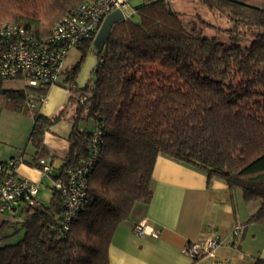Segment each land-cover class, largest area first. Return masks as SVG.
Listing matches in <instances>:
<instances>
[{"label":"trees","instance_id":"trees-1","mask_svg":"<svg viewBox=\"0 0 264 264\" xmlns=\"http://www.w3.org/2000/svg\"><path fill=\"white\" fill-rule=\"evenodd\" d=\"M83 1L0 0V23L44 37ZM166 1L143 0L138 21L127 17L113 25L102 50L95 49L98 61L84 86L72 84L79 65L66 68V104L73 105L69 147L58 166L51 164L50 177L64 179L79 166L89 154L93 128L100 127L87 204L66 231L61 195L52 187L46 205L38 192L36 205L4 210L21 218L24 233L0 247V264H108L115 229L135 204L151 199V175L161 153L198 162L240 189L244 201L259 200L247 223L264 225V0H200L234 22L222 38L203 36L194 23L187 29ZM7 81L22 83L20 77H0V116L13 110L33 117L29 164L54 158L43 137L67 105L47 117L38 112V95L47 94V87H7Z\"/></svg>","mask_w":264,"mask_h":264},{"label":"crops","instance_id":"crops-1","mask_svg":"<svg viewBox=\"0 0 264 264\" xmlns=\"http://www.w3.org/2000/svg\"><path fill=\"white\" fill-rule=\"evenodd\" d=\"M70 60L66 59V68ZM62 88L57 85L48 90L45 101L39 105L40 114L50 117L67 103L68 94ZM71 114L72 110H67L43 137L46 148L54 155L48 159L54 167L68 151ZM0 143V161L23 156V150L18 151L23 146V137L21 141L7 142L0 137ZM17 171L39 184L44 180L29 160ZM151 191L150 201L135 204L129 218L115 229L108 249V264L264 262V225L247 223L259 207V200L244 201L240 189L228 187L219 174L198 162H186L161 153L153 167ZM140 221L145 222L147 230L152 228L156 237L136 235L133 226ZM210 235L222 241L220 247L213 256L193 259L187 246Z\"/></svg>","mask_w":264,"mask_h":264},{"label":"built area","instance_id":"built-area-1","mask_svg":"<svg viewBox=\"0 0 264 264\" xmlns=\"http://www.w3.org/2000/svg\"><path fill=\"white\" fill-rule=\"evenodd\" d=\"M119 10L123 18L132 12L130 0H84L62 19L55 22L51 33L37 37L24 27L11 22L0 23V77L5 80L20 77L22 83L32 88L57 86L66 70V57L69 51L83 40H94L100 26L112 11ZM46 94H39V102L45 101ZM27 105L35 104L28 100ZM102 131L95 126L89 139V154L75 169L67 170L64 179H52V165L40 159L35 168L42 177L48 179L52 187L61 195L63 208L62 225L66 231L76 214L87 204V174L95 165L100 153ZM23 156L0 161V211L10 210L19 205L37 204L39 183L18 174V167L24 164ZM144 221L133 226L136 235L156 232ZM222 241L217 236H206L190 243L186 250L193 259L213 256Z\"/></svg>","mask_w":264,"mask_h":264},{"label":"rangeland","instance_id":"rangeland-1","mask_svg":"<svg viewBox=\"0 0 264 264\" xmlns=\"http://www.w3.org/2000/svg\"><path fill=\"white\" fill-rule=\"evenodd\" d=\"M142 2L143 0H130L132 12L129 11L126 15H129L128 18L131 21L136 22L139 20V11L136 8ZM166 2L168 9L178 15L179 19L183 21L184 27L190 30L193 26L192 23H194L203 36L222 38V35L224 36L223 29L234 27V22L228 14L220 15L218 12L210 11L206 4L200 0H167ZM67 56V60L68 58L71 59L69 63L67 62L68 68L74 67L77 64L79 65L72 84L76 85V87L84 86L90 79L92 71L98 61L95 48L93 45L86 49L73 47ZM64 78L65 73L60 76L58 84L63 86L62 89L66 90L69 95V91L63 85V83L66 85ZM5 86L18 88L23 86V84L16 81H7ZM70 109L73 110V105L71 104L67 105V110ZM18 113L13 110H4L2 112L0 116V137L5 142L7 140L21 141L23 137V146L18 151L21 153L23 150V158L25 161H28L31 159L32 147L27 141V136L32 127L33 117L30 112L24 113L19 111ZM11 115H15V117ZM92 124V121L87 123L88 127H91ZM2 145L4 146L3 143ZM5 149L8 150L10 148ZM48 182V179L44 177V180L39 184L38 201L45 205L48 204L51 196V189L48 186ZM3 222L5 224L1 227ZM20 222L21 218L18 215L8 211L0 212V247L6 244L16 243L22 238L24 231Z\"/></svg>","mask_w":264,"mask_h":264},{"label":"water","instance_id":"water-1","mask_svg":"<svg viewBox=\"0 0 264 264\" xmlns=\"http://www.w3.org/2000/svg\"><path fill=\"white\" fill-rule=\"evenodd\" d=\"M124 19L123 14L119 10L110 12L104 18L99 31L97 32L92 45L97 51H101L107 38L110 34V31L115 23Z\"/></svg>","mask_w":264,"mask_h":264}]
</instances>
